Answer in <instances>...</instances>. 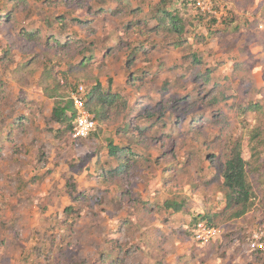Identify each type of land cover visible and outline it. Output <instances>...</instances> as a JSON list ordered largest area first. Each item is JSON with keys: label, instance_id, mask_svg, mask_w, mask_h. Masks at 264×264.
I'll return each mask as SVG.
<instances>
[{"label": "rangeland", "instance_id": "1", "mask_svg": "<svg viewBox=\"0 0 264 264\" xmlns=\"http://www.w3.org/2000/svg\"><path fill=\"white\" fill-rule=\"evenodd\" d=\"M157 1L0 0V264H264L252 245L264 238V176L249 173L255 199L240 219L227 220L222 187L235 146L252 163L264 137V0H214L215 16L175 0L178 47L152 31ZM50 28L72 42L47 44ZM84 52L89 65L74 68ZM78 86L118 94L125 109H108L89 138L56 135L54 103ZM142 102L147 113L132 115ZM169 113L168 136L138 132ZM111 144L147 162L110 175ZM199 215L219 230L202 245Z\"/></svg>", "mask_w": 264, "mask_h": 264}, {"label": "trees", "instance_id": "2", "mask_svg": "<svg viewBox=\"0 0 264 264\" xmlns=\"http://www.w3.org/2000/svg\"><path fill=\"white\" fill-rule=\"evenodd\" d=\"M20 1L23 2L24 0H20ZM174 1L175 0H158L154 7L152 8L148 7L147 10H149L148 12L150 14V20L155 22V26L153 27L152 31H163L164 33L178 35L180 39L179 38L177 39V43H173L175 47H178V46H182L186 42L185 39L183 38L186 29L184 27L182 20L179 19L176 15L171 14V12H169L168 10V7L172 5ZM190 1L193 4V1L192 0ZM16 3H18V0H16ZM142 10L144 11L142 7H137L132 9L131 11L132 13L136 14V13H141ZM146 23H148V21H146ZM25 34L27 37H30L34 35V31H27L25 32ZM46 34H47V39H46L47 44H51L59 47H65L67 46V44H70L72 42L71 39H69L68 35H56V33H54L51 28L50 30L47 29ZM88 50L89 49H86L87 52ZM87 52H84L82 54L83 58L79 61V63L76 66H74V68L77 67L83 68L89 65L93 56L91 54H87ZM194 62L195 64H200V62L198 61H194ZM202 77L203 76H201V74H197L193 77V80L195 78L198 79ZM209 78H210V71H207L205 73V77L202 80L206 83H209ZM76 88L77 87H75L72 92H74ZM70 95L68 97L58 96L59 98L56 99L54 106L52 108L50 120L60 127L59 130L57 129L55 131L56 135L58 133L65 135L69 132L70 133L72 132V127H73L72 123L75 117V112L70 100ZM145 100L149 101L148 98H146ZM143 103L144 102H142V104ZM145 104L148 105V103L146 102L144 103V105H142L143 107L132 106V109H130L132 111V115H134L133 111L137 113V110L138 112H140L141 110H145V113H147L146 108L144 107ZM116 106L121 107V109H125L124 106H126V103L124 102V100H122V97L120 95L118 94L116 95L111 92L101 91L99 86L92 88L91 91L86 92L85 94V107L88 110V112L92 115L95 121L102 120L105 114L109 111L108 109L114 108V110H116L118 108ZM247 111L255 112L256 110H254L253 107L248 106L247 108L242 109L240 114H246ZM158 116H160L159 120H158ZM172 116L176 117L171 113H169L167 117L164 114L157 115L156 116L157 120L154 123H150L149 122L150 118L155 117L151 115V117L147 121L143 120L146 126L144 125L145 126L144 128L137 130L141 134L145 135V134H149V129L152 128L150 133H152L153 129H156L158 131V134L160 133L168 136L174 130V127L176 125V122L174 123V121H172ZM203 120L204 119H202L201 121L203 122ZM149 123L150 125H147ZM191 124H192L191 126L193 125L198 126L196 124V121ZM190 128H194V127H190ZM258 128H260V126L257 127V129ZM94 131L95 130L90 132L87 138H89V136ZM258 135H259L258 133H254L253 137L259 138ZM253 148H257V149L250 156V160L253 159L252 163L250 161H246V159L243 157V154L239 149V145L235 146L234 150H232L231 155L227 158L226 162L224 163L223 172H222V187H223V194L225 199L224 212L228 214L227 220H236L242 218L250 211L251 207L253 206V200L255 199L254 188H256V185H252V183L249 182L248 180L249 173L251 172L252 177H254L255 184L259 182L260 172H261L260 175L264 176V137L259 138L256 147ZM260 148H262L263 151H260L261 150ZM108 155L112 158V160L117 162V165H115L113 169H109L108 171L105 172H108L110 175H114V176H120V174L123 173V171L126 168V165L124 164L125 160L132 161V166L138 164L139 161L143 163L147 162L146 159L140 156L133 149L131 152L128 148L126 149L118 146H112V144L110 145V148L108 150ZM122 160L123 162H120ZM65 211L66 213H69L71 215L74 213L73 209L71 208H67ZM214 217H216V215H213L212 217L199 215L197 219H194L192 224L193 226H195L199 222H205L209 225H213L212 221Z\"/></svg>", "mask_w": 264, "mask_h": 264}, {"label": "built area", "instance_id": "3", "mask_svg": "<svg viewBox=\"0 0 264 264\" xmlns=\"http://www.w3.org/2000/svg\"><path fill=\"white\" fill-rule=\"evenodd\" d=\"M194 8L204 16H215L214 0H192ZM86 89L78 86L70 95V100L75 112L72 132L78 139H86L90 132L95 130L96 121L85 107ZM219 233L217 227L205 222H199L191 230V239L198 244H206L214 239ZM253 249L256 251L264 250V238L260 243H253Z\"/></svg>", "mask_w": 264, "mask_h": 264}]
</instances>
